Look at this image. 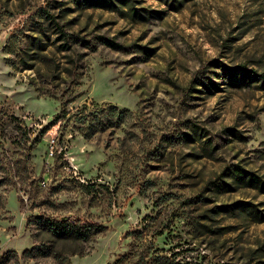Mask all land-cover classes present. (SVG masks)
I'll list each match as a JSON object with an SVG mask.
<instances>
[{"label": "rangeland", "instance_id": "rangeland-1", "mask_svg": "<svg viewBox=\"0 0 264 264\" xmlns=\"http://www.w3.org/2000/svg\"><path fill=\"white\" fill-rule=\"evenodd\" d=\"M0 264H264V0H0Z\"/></svg>", "mask_w": 264, "mask_h": 264}, {"label": "trees", "instance_id": "trees-1", "mask_svg": "<svg viewBox=\"0 0 264 264\" xmlns=\"http://www.w3.org/2000/svg\"><path fill=\"white\" fill-rule=\"evenodd\" d=\"M125 2V1H122ZM35 47H38L39 49H41V45L38 42L33 41V43ZM26 66H31L30 64L26 63ZM30 68V67H29ZM236 171H232V175L235 176L234 178L237 180H241L243 182V180L246 179V181L252 185V186H257L258 185V181L260 180L259 177L257 175H255L254 173L251 172H247L245 170H242L240 168H236ZM55 226L59 229H61L62 231H66V232H81V227H77L74 224H68L67 222H65L64 220L62 221H56Z\"/></svg>", "mask_w": 264, "mask_h": 264}]
</instances>
